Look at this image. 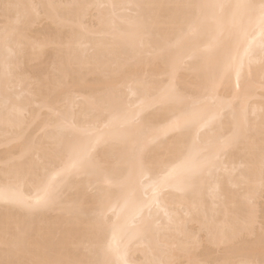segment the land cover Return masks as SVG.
Returning <instances> with one entry per match:
<instances>
[{
	"label": "snow or ice",
	"instance_id": "obj_1",
	"mask_svg": "<svg viewBox=\"0 0 264 264\" xmlns=\"http://www.w3.org/2000/svg\"><path fill=\"white\" fill-rule=\"evenodd\" d=\"M44 8L71 9L75 16L65 19L56 13L61 28L58 35L21 37L13 45L6 34L0 61L4 81L0 95V264H128L124 254L128 243L142 242L150 233H179L187 219L199 216L197 193L209 191L218 207L231 212L234 205L229 203L231 196L223 188L220 172L235 176L242 171L243 162H233L229 169L225 161L242 140L255 152L257 129L262 171L259 189L264 193V0L177 5L116 0L34 3L31 18L39 19ZM165 8L179 10L168 23L181 38L207 25L210 10L213 19L230 14L237 32L234 48L214 57L202 70L193 95L181 92L177 84L178 73L188 60L167 63L162 77L141 76L146 60L166 59L167 51L176 46L154 44L158 40L156 10ZM244 17L248 18L246 24ZM23 19L17 13L15 23L19 25ZM88 36L101 42L97 47L106 59H113L110 53L115 48L125 55L117 62L111 86L92 101L91 114L81 122L71 85L46 88L48 78L33 76L43 70L49 50L60 56L72 52L80 61L94 55L97 48ZM256 48L261 53L258 60L254 58ZM25 49L27 56L23 57ZM254 64L259 65L258 88ZM65 153L68 162L48 175L49 162ZM101 153H110L111 167L101 161ZM86 175H102L107 186L121 190L126 205L135 204L127 240L118 242L113 232L106 241L107 215L101 207L91 217H77L68 225L78 232L76 258L48 259L47 249L28 242L20 221L53 211L64 184L73 176ZM31 188L36 190L34 197L22 195ZM139 188L150 191L151 196L135 201ZM244 199V214L230 226L209 227L205 257L188 264H213L207 258L211 256L215 264H264V221L259 227L258 259L255 195L249 193ZM196 239L199 242L200 237ZM60 241L61 235L54 234L53 243L59 245ZM99 253L110 259L92 258ZM25 255L30 258L21 259ZM158 264L174 262L160 260Z\"/></svg>",
	"mask_w": 264,
	"mask_h": 264
},
{
	"label": "bare ground",
	"instance_id": "obj_2",
	"mask_svg": "<svg viewBox=\"0 0 264 264\" xmlns=\"http://www.w3.org/2000/svg\"><path fill=\"white\" fill-rule=\"evenodd\" d=\"M83 2H102V0H0V61L3 59L4 38L8 35L9 43L15 45L21 37L28 39L45 35H58L61 28L56 19V13L63 15L65 19H72L75 11L71 9L59 8L42 9L39 19L31 18L30 5H66ZM116 2H139L158 5H177L188 3H255L257 0H116ZM18 5L19 7H7L6 5ZM177 9L156 10L155 24L158 40L154 44L159 47H166L169 44L176 45L166 53V59L157 60L153 58L150 62L145 61L141 76L147 74L149 78H159L165 75L166 64L175 60H188V63L178 73L177 84L181 92L189 95L195 94L193 85L199 79L204 68H206L214 57L223 53L229 48H234L237 40V32L233 28L231 16L225 13L223 16L213 19L211 10L209 11V23L194 35L181 38L168 23V18L176 13ZM19 13L24 19L19 25L15 23V18ZM244 17V23H247ZM43 23L39 29H34L39 23ZM88 25L91 27L92 19L88 18ZM87 39L97 48L94 55L87 60L80 61L72 52H65L62 56L55 51L49 50L45 60L43 70L33 78L46 77L45 87L56 89L62 83L71 85V93L76 107V116L81 121H86L92 111V101L102 95L112 84V76L116 70L117 62L125 53L120 48H115L110 55L112 60L105 58L102 49L97 47L100 41L92 36ZM178 42V43H177ZM210 49V50H209ZM258 48L254 50V58L258 60L260 56ZM27 56V49L23 50V57ZM15 63V61L13 62ZM254 83L258 88L259 65H253ZM131 82V81H130ZM166 82V81H165ZM235 83V74H233ZM3 69L0 68V95L3 94ZM39 129H37V132ZM36 133H33V137ZM256 150H249L248 144L242 140L236 146L232 156L225 165L231 169L233 162L239 165L244 163L245 167L235 176H229L221 170L220 177L225 191L231 199L230 204L234 205L231 212H226L222 207H218L209 191L197 193L201 212L198 217L189 218L185 221V226L181 232H171L164 235L148 234L144 241L128 243L124 249V254L128 264H149L151 261L160 260L172 261L174 264H188L189 260H197L205 257V250L208 247L207 230L219 226L232 225L236 217L244 214L247 209L244 199L249 193L255 195V216L257 228V246L255 254L260 258L259 250V227L264 221V193L259 189L261 178L260 163V139L259 130L256 132ZM101 161L108 167L114 163L110 153H101ZM68 162L67 154L54 157L48 164V175L59 170ZM43 175V169H41ZM25 197H34L35 188L25 189L22 192ZM151 196L150 191L139 188L135 193L134 200H145ZM191 202V200H189ZM168 205L171 201L166 202ZM164 206V205H162ZM103 207L106 219V241L112 239L113 232L116 233L118 242L127 240V233L132 225V217L136 212L134 203L125 204L121 190L118 187H109L105 184L102 175L73 176L63 186L57 207L45 213L35 220H21V227L28 233L29 243H39L41 250L47 249L48 259H74L77 257L75 245L79 243L78 232L68 227L77 217L86 219ZM205 213L207 216L205 217ZM2 227V226H0ZM54 234L61 235L59 245L53 243ZM197 236L200 237L197 242ZM203 245V249L201 248ZM82 255V252L80 253ZM30 258L28 255L21 259ZM93 259L104 261L110 259L103 253L92 257ZM207 258H214L213 256Z\"/></svg>",
	"mask_w": 264,
	"mask_h": 264
},
{
	"label": "rangeland",
	"instance_id": "obj_3",
	"mask_svg": "<svg viewBox=\"0 0 264 264\" xmlns=\"http://www.w3.org/2000/svg\"><path fill=\"white\" fill-rule=\"evenodd\" d=\"M43 25H45L44 22H43V23L41 22V23L37 24L36 26H34V29H35V30H36V29H39V28L42 27ZM261 201H264V199H263V200L261 199Z\"/></svg>",
	"mask_w": 264,
	"mask_h": 264
},
{
	"label": "clouds",
	"instance_id": "obj_4",
	"mask_svg": "<svg viewBox=\"0 0 264 264\" xmlns=\"http://www.w3.org/2000/svg\"><path fill=\"white\" fill-rule=\"evenodd\" d=\"M214 257V256H213ZM212 260H213V264H215V257L214 258H212Z\"/></svg>",
	"mask_w": 264,
	"mask_h": 264
}]
</instances>
